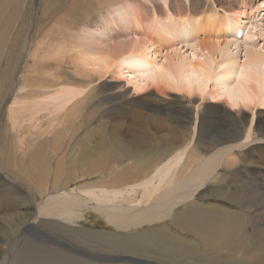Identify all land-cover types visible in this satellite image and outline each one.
I'll use <instances>...</instances> for the list:
<instances>
[{
	"label": "rangeland",
	"instance_id": "rangeland-1",
	"mask_svg": "<svg viewBox=\"0 0 264 264\" xmlns=\"http://www.w3.org/2000/svg\"><path fill=\"white\" fill-rule=\"evenodd\" d=\"M164 1L154 0L153 2V0H133V1L119 0V1H115L112 4L107 3L106 5H101L96 0H91V1L90 0H0V176L1 175L4 176L6 172L10 173L12 177L11 183L13 184L15 183V185H19V188H21L24 194H26L25 192L27 191L30 199L32 201L34 199L33 203H35V206L37 205L36 207L34 206L35 207L34 211L37 210L36 208H38V205L42 206L46 201H49L48 198L50 196H53L55 194L54 191L53 192L51 191L52 188H56L55 190L57 191V194L64 193L65 191L72 192L73 195L74 194L78 195V197L80 198L79 200L81 201L84 200L83 202H88L89 205L102 203L103 202L102 200L100 201L93 199L88 200L89 198H93V197H91L89 194L87 195V193L83 194L84 191H80V189H85L87 185L89 186L92 184L93 185L98 184L99 186L103 185L104 182H106L105 179H107L106 175L108 174H110L113 177H118L119 178L118 181H120L121 178H126L128 175L133 174V172L137 168L144 169V171L140 173L145 172L144 175L148 174L152 171L155 165L163 163L166 160L167 156H169V154H165L161 145L157 146L158 149L156 148V146H151L148 148L146 147L149 151L144 150L145 152L142 153L140 149L136 148L131 143L128 145L120 146V144L117 142L119 137H117V135L114 133L115 130L113 126L121 123L123 124L126 122L130 123V121L134 119L133 114H136L137 112L147 113L149 111H156V113H158L157 118L159 120H162L167 127L169 126L173 129H178V130L181 127L180 125L181 123L188 124L187 123L188 121L189 122L192 121V119L191 120L185 119L186 114H189L190 116H194V115L197 116V124L195 127L196 129L192 130L191 128H189V130H186L185 134L184 133H182V135L180 134L183 139L184 138L187 139L189 137L187 142H189L188 153L189 155H191L190 158H192V162L190 165L191 167L193 166L195 168L198 167L200 164H202L203 160L208 157L209 159L210 158L212 159L213 157L215 159H218L217 157L221 155L224 151H226V149H228L229 147H233L237 144H246V146L234 147V149L231 150V153H229L230 151L228 150L227 156L233 158V160H235V163L231 166H230L231 163L225 165H218L215 166L212 170H210L208 175H212L213 180H209L202 186H199L198 190L195 192L194 196L190 200H187L181 204H176L170 207L169 208L170 213L165 216H161L155 220L142 222L140 225L137 226L130 225L129 227L126 228H118L115 223L108 220V217L111 215L110 213L104 212L105 208L98 211L95 210L94 208L93 209L84 208L82 210H78L80 214H78V217L75 221L76 223L74 222V224L65 222L63 217L60 215L63 214V212L61 213V211L56 208L54 209V211L52 209L51 210L52 212L49 211L47 213H44L43 215L39 214L40 216L36 220V226L40 227L39 229L41 230L37 229L39 230L38 232L33 231V233H29V232L23 233L22 237L19 239L17 243L13 256V262L9 263L7 260H4L5 257L2 256L0 258V261H2V263L0 262V264H136L132 262H128V263L111 262L110 257H113L112 254L134 255L137 258L145 261V264L146 263L149 264H157V263L158 264H163V263L164 264H168V263L169 264H237L236 261L226 262L223 261L222 259L218 260L216 258L210 257L209 246H207V242H205L203 238L197 236L195 229L192 226L186 224L180 225L179 223H177L175 214L176 215L178 214L179 218L192 219L198 222L202 219L207 220L209 218H212L218 224L223 223V225H225L228 222L229 224L235 223L236 227L239 229V232L241 234L240 236L242 237L249 234L253 229L252 222L250 221L248 215L244 213V208H242L243 205L235 203L234 201L232 202L228 198L223 196L221 197L220 195L224 194L223 192H225L226 189L230 188L229 184L233 183V177L235 176L236 173L237 174L240 173V177L246 179V181L249 182V184L253 183L254 185L255 182L257 181V183L262 184L264 186V169H263L264 164L257 162L261 156L253 157V160L255 159L256 160L251 163H249L246 160L247 159L246 151L248 150V148L257 147L262 149L261 146H264L263 144L264 137L258 136L259 137L258 138L257 135L253 134V136L251 135L247 139L248 141L244 140V138L241 140H236L234 138L235 140L226 143V141H224V138H222L223 133L225 130L230 129L231 131L232 129L231 126L237 123L236 118L235 117L233 118V115L231 114L229 115L227 114L228 115L227 116L225 115L226 113L224 114L222 112H215L214 110H209V106L212 105L210 101L213 103V105L224 104V99L219 97L213 98L211 97L212 95L209 93L210 90H213L214 87V83H215L214 77L216 75L217 77L219 76L220 68L217 66L219 62L222 60L221 58L224 59L226 57L232 56L239 63L243 59L242 53H246L248 47L251 48L249 51L251 50L259 51V48L262 51L261 47L264 45V9L263 7H261L260 2L263 0H242V2L240 0H217V1L199 0L201 3L199 9L194 8L197 5L196 0H187V1L177 0V1H172L169 4V6H171V9H173L170 11L169 14L173 16L178 14L183 15L185 13L189 14V16H191L190 18H194L193 16L196 15L200 16L199 18L202 20L203 24L205 25L204 26L205 30L203 28L202 34L199 33L197 37L198 40L197 42H199V40L208 41L211 32L210 29L212 28L214 29L212 32L214 31L215 32L213 34L211 33V35H213L212 36L213 38H211V41L209 39V42H213V40L216 41L218 40L217 43L220 42L219 43L220 46L223 47V52H222L223 55L222 54L218 55L217 53L215 54V57L213 56V58L216 60L215 62V60L213 59L215 63L213 62L214 65L212 64V68H213L212 72L214 73L213 74L214 77H212L211 81L208 82V85L205 89L206 91H204L203 95H201L200 93L197 94L194 93L192 95H188L184 91L182 92L176 88H171L168 86H164V87L162 86L163 88L160 87L161 92H157V90L154 89V87L137 91L133 89L131 83H127V80L124 76L126 75V73L124 75H120L116 71L119 65L120 56L122 57L125 54L128 45L129 46L132 45V40L133 42L134 40L136 41V39L134 38H136L137 35L139 37L142 35L140 39L137 37L139 41H143L142 38L144 39V37L146 39V35H147V39L149 38L148 36L150 33V28H148V26L150 27L151 23L153 25L156 24L158 25V26L157 25L154 26L153 29H155L156 31L155 34L156 33L158 34V32H159L158 35L161 34V36L159 37L160 40L159 39L157 40L160 41L161 43L160 47L163 46V49L169 50L173 46L183 45L178 40L174 39V34H173L174 32L172 31V29H170V26L169 28L164 26V24L166 25L167 23L168 25H171L172 24L171 22L174 21L173 19H166L167 21H165L164 19L165 12L162 11ZM169 1L167 0L166 3H169ZM68 3H70V5L72 3H78V6H82L87 10L90 9L89 10L90 14L88 13V15L85 17V19L87 18V20L90 21L88 22L87 20L83 21L85 22V24L82 22V24L80 25L69 24L67 22V17H66V8L68 9L69 7ZM85 3L88 6L85 5ZM244 4H246L247 6L248 5L251 6L250 8L249 6L245 8L246 11H248V15H250L251 13L250 11L251 8L255 9V7L257 6L259 7L256 8L257 11L255 13V17L249 19L250 21L244 30V35L242 36V32L240 30L239 31L241 32V35H237L236 33L237 39L234 38L233 33H226L222 35V31L225 30V28H222L224 26L223 23L225 22L224 18H226V16L229 15V13L231 15L233 11L235 12L236 10L238 11L241 10ZM122 5L125 7L124 10H126L128 5L131 6V10L129 12L130 14H132L133 16L132 18L138 16V18L140 19V20L138 19L136 20L138 22L137 26L136 27L131 26L135 24V21L132 18L130 19V21L128 20V18L127 19L120 18L122 22L120 21L119 22L125 23L127 26H129L130 29L129 28L125 30L117 29L115 32L116 34H114L115 36L114 35L105 36V34L103 35L101 33L103 29L102 28L103 24L105 23L106 20L109 19L112 20V18L115 15V11L117 10V8H122L120 7ZM175 5H177L178 7L175 8ZM166 7L168 8V4H166ZM119 10L120 12L122 11L121 9ZM224 10H226V12ZM100 12H102V14ZM212 15H214V17ZM207 16L210 18H208ZM254 18H257V20H255ZM204 19H207L208 22ZM211 19L213 21V24L211 22ZM205 21L207 22V25L205 24L206 23ZM138 24L142 26H138ZM248 25L250 29L248 28ZM159 26L162 28H159ZM81 28L82 29L84 28V30H82ZM160 29H162L161 31L163 32L160 33ZM60 30H62L64 33ZM250 30L252 31L255 30V33ZM171 31L173 33L170 34L169 32ZM258 31L261 32V34L260 33L257 34ZM143 32L145 33V35ZM217 32L220 33L222 37H220V34L217 35L218 36L217 37L216 36V34H218ZM205 33H208L209 35ZM250 33L251 35L255 34L256 38L254 37V35L250 36L249 35ZM132 34L134 37L132 36ZM157 34L155 37L158 36ZM89 36H91V38ZM97 36L98 39L96 38ZM169 37H171L172 39ZM248 37L251 38L249 39ZM88 38H90V40ZM94 38L99 42L94 41ZM244 38H246V40H244ZM251 39L255 41L253 45L251 43L252 42ZM69 40L73 41L74 43L73 42L71 43V41ZM78 40L80 42H77ZM87 40H89V42ZM228 40L229 41L231 40L230 43L227 42ZM248 40H250L251 42ZM256 40L258 41L256 42ZM113 41L114 42L116 41L115 45H113L114 44ZM129 41L131 42V44L128 43ZM234 41H236L237 43H234ZM87 42L88 44H86ZM91 42H93V44L96 45V47ZM121 42L123 43V45L122 44L120 45ZM138 42L136 41V43ZM97 43L100 44L98 45ZM213 43H215V41ZM223 43L226 44L227 47ZM255 43L256 44L260 43V44H258L259 45L258 46ZM72 45L74 46V48ZM82 45H84L85 47ZM116 45H118V48L116 47ZM157 45L159 44L157 43ZM50 46L54 47L52 48L53 51L52 49H50L51 48ZM104 46L106 47L104 48ZM169 46L170 48H168ZM40 47L42 48V50ZM189 47L190 46L184 45L182 46L181 49L189 50ZM234 48H236V50ZM37 50L39 52H37ZM57 50L60 51L59 55H61V58L62 56L64 58L63 61L64 73L67 77H65L63 83L75 85L80 88H85L83 89V93L77 98L78 102L76 103V105H74L73 108L67 113V115L69 114L68 115L69 117L66 120L67 122L65 121L63 123L64 124L63 128H61V126H58L57 134H55V132H52L50 134L47 133L46 136V133H43L42 129L47 124L46 123L48 116L47 112L42 111L37 115H34L33 117L34 119L32 120L31 119L32 116L28 115V113H23L24 112L23 111L22 114L20 113L21 118L19 117L18 119L19 121L18 125L13 127L12 120L10 118L11 110L8 109V106L10 105L11 102L10 100H14V97L16 96L21 100L24 98H26V100L30 98V96L27 95L25 96L24 90H20L18 92L16 90L19 89V87H21L22 85H25L24 77L27 76L29 73H31L32 70L35 69L34 74L37 75V77H40V75L37 74L38 69L35 68L36 67L35 63H38L39 61H41L39 63H43V62L52 63L53 58L51 59V56H53L55 52H57ZM96 50H98V52ZM227 50H229L230 54L228 52L227 53L225 52ZM76 51L83 53L90 52L93 54L96 53L102 54L110 51V55H111V64L109 66L110 68L108 67L104 69L105 68L104 67L103 68L104 70L102 69L94 70L91 68L89 61L86 62L83 61V63L76 61L75 63H73L72 60H74V58L81 56V55H77ZM235 51L238 52L237 54L238 56L235 55ZM47 53H49L50 55ZM157 54L158 53H156V55ZM34 55L35 56L37 55L39 57L36 58L34 57ZM236 57H238V59ZM116 60L118 63H116ZM113 61L114 64L112 63ZM75 64L76 65L79 64L78 66L80 67L84 65L83 68L79 70L81 71L80 73H78L77 68H75ZM54 70H55V65L52 66L51 69H49V71L51 72ZM98 71H100L99 73L102 76V78L100 80L95 81L94 78L98 77L97 74ZM123 72H125V70H123ZM27 90L29 91V87ZM11 91L17 93L16 96L15 93L13 94V96H11L12 95ZM113 92L116 93L113 94ZM37 93L40 92H38L37 90L36 94ZM124 102H126L127 104ZM181 110L183 111L187 110L186 114ZM246 111L248 113V120H250V118L252 117L250 114L251 111L248 108H246ZM262 113L264 114V106H260V105L257 106V108H255L253 113L254 121L257 119L258 114H262ZM202 115H204V117ZM216 117L217 120H215ZM191 125L192 123H190V127ZM199 125L201 127H199ZM224 125L228 127L224 128ZM39 132L43 135L39 134ZM217 132L219 135L217 134ZM34 133L36 134L34 135ZM23 135L25 139L28 140V142L31 140L30 142L32 143V145H34L35 149L37 150L35 156L33 155L31 156V152L34 150L33 146H32L33 150L32 148L29 149L25 147L26 149L24 148L17 151V149L15 148V145L18 144L19 139L22 138ZM56 135H58L61 138V140L63 139L61 144V146L63 145L61 147L62 150L60 149L61 151H59V153L52 152L54 142H51V140H53L54 136L56 137ZM203 137L205 138L203 139ZM127 148L131 149V153H128ZM235 152L237 153L235 154ZM63 153H64V159L61 166L62 171H60V173L56 176V167L58 164L57 162H59V160L61 159V155ZM73 153L75 154L73 155ZM262 155H264V153ZM40 161H44V163L42 162L43 164L39 165ZM100 162L101 163L103 162V164H101ZM245 167L252 169L250 170L253 171L252 176L249 174V172L246 171ZM3 173L5 174L3 175ZM173 173L177 174L179 180L186 178L184 174L185 171L180 166V164L174 167ZM203 173H196V175L199 176ZM4 177L0 178L1 185L4 184L5 182ZM138 178L139 176L136 177L135 180H137ZM71 188L74 189L72 190ZM213 190L214 192H212ZM99 191L100 190L96 189V194L100 195ZM147 191L149 192L150 190ZM147 191H145V194L148 193ZM161 191H162L161 188H159L156 192H153L148 197L149 201L145 202L144 204L141 203L140 206L147 205L148 207L151 208L153 207V209L157 208L159 210H162L163 207H160L159 205L164 202V200L161 198V194H162ZM143 192L144 191L142 187L137 186L135 187V191L132 192V194H129V196L127 194H123L117 199H113L114 201L112 200L111 203L115 205L121 204L123 206H127L128 203L134 202L133 205H135L136 200L141 198ZM2 194L3 192H0V195ZM6 194L7 193H4L3 196H5ZM174 194H176V192H174L173 195ZM8 198L6 197L5 200H7ZM145 198L147 199V197ZM110 199L112 198H109V200ZM4 204L6 205V203ZM132 208H135V206H132ZM177 211H179V213ZM46 214L48 215L46 216ZM132 214L135 215L136 210L127 214V217ZM67 225H69L70 227L74 226L76 227V229L79 230L84 229V231L82 234H70L68 233L67 230L64 229L68 227ZM198 225L200 224L198 223ZM46 231L52 232L54 234L53 236L54 238H47ZM65 237L67 238L66 241H65ZM58 240H62L61 244L63 243L62 245H64L65 248H68L69 250L70 248H74L73 247L74 245L78 244L82 247V249L86 250L85 253L87 254L85 255L88 254H90L91 256L101 255L102 257H105L107 260L102 262H97L89 257L74 254L68 251L67 249H63L59 247ZM72 242L74 243V245L72 244ZM208 244H209V240H208ZM80 251L82 252V250Z\"/></svg>",
	"mask_w": 264,
	"mask_h": 264
},
{
	"label": "bare ground",
	"instance_id": "bare-ground-1",
	"mask_svg": "<svg viewBox=\"0 0 264 264\" xmlns=\"http://www.w3.org/2000/svg\"><path fill=\"white\" fill-rule=\"evenodd\" d=\"M96 1L101 5H106L107 3L112 4L115 1H119V0H96ZM157 1H159V0H157ZM166 1L167 0H165L163 2V7H162V11L165 12L164 19H165V21H167L166 19H173L174 21L171 22L172 23L171 25H168V23H167L166 25L164 24V26H166L168 28L170 26V29H172V31L174 33L172 31L169 33L170 34L173 33L174 39L178 40L183 45L173 46L172 48H170V46H169L168 47V48H170L169 50L163 49V46L160 47L161 43H160V41H157V40L159 39L161 34L158 35L159 34V32H158V34L156 33L158 36L155 37L156 31H155V29H153V27L156 26L157 24L153 25L151 23L150 27L147 25L148 28H150V33L148 36L149 38L147 39V35H146L147 40L144 37V39L142 38L143 41H139V39L142 37V35L140 37L137 35L136 38H134V39H136V41L137 42L139 41V42L136 43L135 40H134V42L132 40V45L127 46L126 52L123 50L125 52V54L122 57L120 56L118 68L117 69L115 67L114 68L116 69L117 73L120 75H124L126 73V75H124V76L127 80V83H131L133 89L137 90V91L138 90H145L147 88L154 87V89H156L157 92H161L160 87L168 86L171 88H176L182 92L184 91L188 95H192L194 93H196V94L200 93L201 95H203L204 91H206L205 89L208 85V82L211 81L212 77H214L213 76L214 73L212 72V69H213L212 64H213L215 59L213 58V56L215 57V54H217V53H218V55H221L223 52V47L220 46V44H219L220 42L217 43L218 40L217 41L213 40V42L215 41V43L209 42V39L211 41V38H213L212 37L213 35H211V33L213 34L215 32V31L212 32L214 30L212 28H211L212 30L210 29V31H211L210 35L208 33H205V34L210 36L208 38V41L199 40V42H197L198 41L197 37H198L199 33L202 34L203 28L205 26L203 24L202 20L199 18L200 16L196 15V16H193L194 18H190L191 16H189V14H187V13H185L183 15L178 14V15L173 16V15L169 14L170 11L173 10V9H171V6H169V4L172 1H177V0H170V1L168 0L169 3H166ZM196 1H197V5L194 8L199 9L201 6V3L199 0H196ZM240 1L242 2V0H240ZM153 2H154V0H153ZM68 4H69V7H68V9L66 8V17H67V22L69 24L80 25V24H82L83 21L87 20V18L85 19V17L88 15L90 9L87 10L82 6H78V3H72L71 5H70V3H68ZM91 4H89V5H91ZM166 4H168V8L166 7ZM85 5H87V4L85 3ZM260 5L264 9V0L260 2ZM149 6H150V4H149ZM248 6H249V8L251 7L250 5H248ZM248 6L246 4H244L242 6L241 10H239V11L236 10L235 12L231 11L232 12L231 15H230V13H229V15H227L225 13L227 16L224 14L226 16V18L223 17L225 19V22L223 21L224 26L222 28H225V30L222 31V35H224L226 33H233L234 38L237 39L236 33H238L239 30L242 32V36L244 35V30L250 21L249 19L255 17V13L257 11L256 8H259L258 6L255 7V9L251 8V10H250L251 13H250V15H248V11H246V9H245ZM120 7H122V8H117V10L115 11V15L112 18V20H110V19H109L110 21L106 20L105 23L103 24L102 31L100 29V31L103 35L104 34H105V36L106 35H114V34H116L115 32L117 29H124L125 30V29L129 28V26H127L125 23H120V22H122V20L120 18H122V19L128 18V20L130 21V19L133 17L132 14H130V12H129L131 10V6L128 5L126 10H124L125 7L123 5ZM177 7L178 6L175 5V8H177ZM228 7H230V6H228ZM181 8H182V6H181ZM119 9H121L122 11L120 12ZM183 10H185V9H183ZM224 11L226 12V10H224ZM215 12H216V10H215ZM100 13L102 14V12H100ZM214 15H212V16L214 17ZM135 17L132 18L135 21V24L131 25L133 27L137 26L138 22L136 20L137 19L140 20L138 18V16H135ZM213 17H212V19H213ZM208 18H210V17H208ZM92 19H95V18H92ZM212 19H211V22L213 24ZM254 19L257 20V18H254ZM262 19H263V17H262ZM204 20L207 21V19H204ZM221 20H222V18H221ZM88 21H90V20H87V22ZM56 22H58V21H56ZM207 22L205 23L206 25H207ZM220 22H222V21H220ZM83 23L85 24V22H83ZM92 23H95V22H92ZM156 23H157V21H156ZM144 25H146V24H144ZM250 25H251V23H250ZM260 25H262V24H260ZM138 26H142V25L138 24ZM57 27H59V26H57ZM159 28H162V27L159 26ZM248 28H249V25H248ZM52 29H54V28H52ZM254 29H256V28H254ZM82 30H84V28ZM161 30L162 29H160V33L163 32ZM204 30H205V28H204ZM208 30H209V28H208ZM60 31H62V30H60ZM89 31H90V29H89ZM96 31H98V30H96ZM250 31H252V30H250ZM259 31L257 34H259V33L261 34V32H259ZM204 32H206V31H204ZM252 32L255 33V30ZM63 33H61V34H63ZM145 33H144V35H145ZM97 34H98V32H97ZM133 34H132V36H133ZM136 34H137V31H136ZM139 34H141V33H139ZM219 34L220 33L216 34V36ZM167 35H168V33H167ZM249 35L250 36L254 35V37H255V34L251 35V33H250ZM98 36L96 37L97 39H98ZM62 37H63V35H62ZM67 37H68V35H67ZM89 37L91 38V36H89ZM167 37H165V38H167ZM205 37H207V36H205ZM220 37H222L221 34H220ZM90 38H88V39L90 40ZM169 38H171V37H169ZM255 38H253V39H255ZM116 39H118V38H116ZM205 39H207V38H205ZM89 40H87V41L89 42ZM244 40H246V38H244ZM69 41H71V40H69ZM94 41H98V40H95V38H94ZM230 41L228 40L227 42L230 43ZM248 41H250V40H248ZM257 41L258 40H256V42ZM72 42L73 41H71V43ZM77 42H80V41L78 40ZM88 42L86 44H88ZM115 42L113 41L114 44L113 43L112 44L115 45ZM122 42L120 43V45L121 44L123 45ZM173 42H175V41H173ZM254 42L255 41L252 40V42H251L252 45L254 44ZM91 43L93 44V42H91ZM128 43L131 44L130 41ZM157 43L159 45H157ZM234 43H237V42L234 41ZM97 44L99 45L100 43H97ZM109 44H108V46H109ZM258 44H260V43H257L256 45H258ZM65 45H67V44H65ZM184 45L190 46L189 50H187V49L182 50L181 48ZM224 45L226 46V44H224ZM82 46H84V45H82ZM94 46L96 47V45H94ZM108 46H107V48H108ZM245 46H246V44H245ZM105 47L106 46H104V48ZM116 47L118 48V45H116ZM52 48H54V47H51L50 49H52ZM64 48H66V47H64ZM73 48H74V46H73ZM234 49L236 50V48H234ZM237 49H239V48H237ZM247 49L248 50H246V53H242L243 59L241 57L242 60L239 63L232 56L226 57L224 59L221 58L222 60L219 62L218 66H217L220 68L219 69L220 70L219 76L217 77V75H216L214 77V79H215L214 87H213V90H210V93H209L212 95L211 97H213V98L219 97V98L224 99V104H222V105L221 104H214L213 105V103L210 101V103L212 105L209 106V110H214L215 112H222L224 114L226 113L225 115L231 114V115H233V118L234 117L236 118L237 123H235L233 126H231V128L233 129L234 132L232 131V129H231V131L229 129V130H225L223 133L222 138H224V141H226V143H228L229 141L235 140V139L241 140L244 138V140H247L251 135L253 136V134L257 135V137L258 136L264 137V114L263 113L258 114V117L256 116L257 119L255 121L253 118V113H254L255 108H257V106H259V105L264 106V45L261 47L263 52L260 50V48H259V51H253V50L249 51L251 49L249 47ZM41 50H42V48H41ZM48 51H49V49H48ZM52 51H53V49H52ZM96 51L98 52V50H96ZM37 52H39V51L37 50ZM37 52H36V54H37ZM59 52L60 51L57 50V52H55V54L53 53L54 55L51 56V59L53 58L52 63H49L48 61H46L48 63H44L43 61H42L43 63H39L41 61H39L38 63H35V66H36L35 68L38 69L37 74L40 75V77H37V75L34 74L35 69L32 70L31 73H29L27 76L24 77V80H25L24 84L25 85H22L16 91L18 92L20 90H24L25 96L26 95L30 96V98H28L27 100H26V98L21 100L16 96L17 93L11 91L12 92L11 96H13L14 93L16 96V97H14V100H10L11 101L10 105L8 104L9 105L8 109L11 110L10 118L12 120V124H13L12 126L13 127L18 125V123H19L18 119H19V117L21 118L20 113L22 114L23 111H24L23 113H28V115L32 116L31 117L32 120L34 119L33 118L34 115H37L38 113H40L42 111H45L48 114L47 122H46L47 124L42 130H43V133H46V136H47V133L50 134L52 132H55V134H57L58 126H61V128H63V125H64L63 123L69 117L68 116L69 114L67 115V113L73 108L74 105H76V103L78 102L77 98L83 93V89H85V88H80V87L75 86V85L63 83L65 77H67V76L64 73V65H63L64 58H63V56L61 58V55H59ZM225 52L226 53L228 52L230 54L229 50H227ZM150 53H152V54H150ZM156 53H158V54L156 55ZM33 54H34V52H33ZM43 54H46V53H43ZM47 54H49V53H47ZM237 54H238V52L235 51V55H237ZM77 55H81V56L80 57L76 56L77 58H74V60H72L73 63H75L76 61H79L81 63H83V61L84 62L89 61L91 68L94 70L95 69L104 70V69L108 68L111 64L110 51H108L106 53H102V54H97V53L93 54L90 52L89 53H83V52L78 51ZM34 57L37 58L39 56L34 55ZM236 58L238 59V57H236ZM215 62H216V60H215ZM112 63L114 64V61ZM116 63H118L117 60H116ZM54 65H55V70L52 72L49 71V69H51L52 66H54ZM78 65L75 64V68H77L78 73H80L81 71H79V70H81L84 65L82 67H80ZM111 69H110V71H111ZM123 70H125V72H123ZM99 72L100 71H98V73H97L98 77L94 78L95 81L100 80L102 78V76L100 75ZM108 73H109V71H108ZM117 73H115V74H117ZM88 76H91V75H88ZM160 84H162V85H160ZM28 87H29V91L27 90ZM119 88H121V87H119ZM115 89H117V88H115ZM37 90L40 93L36 94ZM139 92H141V91H139ZM103 93H105V92H103ZM114 93H116V92H113V94ZM124 103H126V102H124ZM166 103H168V102H166ZM123 107H124V105H123ZM246 108H248L251 111L250 114L252 117L250 118V120H248V113L246 111ZM258 109H260V108H258ZM202 110H204V109H202ZM181 111H183V110H181ZM183 112L186 114L187 110L183 111ZM77 113H78V111H77ZM157 115H158V113H156V111H149L147 113L146 112L145 113H138L137 112L136 114H133L134 119H132L130 121V123L126 122L123 124L121 123L122 125L118 124V125L113 126V128L115 130L114 133L117 135V137H119L117 142L120 144V146L121 145H128L131 143L136 148L140 149L142 153H144L145 152L144 150L149 151L147 149L148 147L156 146V148H157V146L161 145L165 154H169V156H167L166 160L163 163L155 165L153 167L152 171L148 174L144 175L145 172L140 173V172L144 171V169H142V168L138 169L137 168V169H135L133 174L128 175L126 178H121V180H120L121 182L118 181L119 180L118 177H113L110 174H108V175H106V178H107V179H105L106 182H104L103 185L99 186L98 184H95V185L92 184L89 186L87 185L86 188L84 187L85 189H80V191H84L83 194L87 193V195L89 194L91 197H93V198H89L88 200H91V199L98 200V201L102 200L103 201L102 203H97L95 205H89L88 202H83L84 200H82V201L79 200L80 198L78 197V195H76V194L73 195L72 192L65 191L64 193H58L59 194L58 195L57 191L55 190L56 188H52L51 191L55 192V194H54L55 196L54 195L50 196L48 198L49 201H46L42 206L38 205V208H36L37 210L35 209L36 211H34V208L37 206V205L35 206V203H33L34 199H33V201L30 199L27 191L25 192L26 194H24L22 192L21 188H19V185H15V183L14 184L11 183L12 177H11L10 173H8V172H6V174L3 173V175L5 174L4 175L5 177L1 175L2 177L0 176V178L4 177L5 182L2 185L0 184V192H3V194L4 193H7V194L5 196H3V194L0 195V258L3 256V257H5L4 260H7L9 263L13 262V256H14V252H15L17 243H18L19 239L22 237L23 233H25V232L33 233V231L38 232L39 230H41V229H39L40 227L36 226V220L39 218V216H40L39 214L43 215L44 213H47V212L51 211L52 209L54 211L55 208L59 209L61 211V213L63 212V214H60V215L63 217L65 222L73 223V224L76 221L78 214H80V212L78 210H82L84 208H87V209L88 208H92V209L94 208L95 210L98 211V210L105 208L104 212L110 213V215H111L108 217V220L115 223L118 228H126V227H129L130 225L137 226V225H140L142 222L155 220L161 216H165V215L170 213V210H169L170 207H172L176 204H181L187 200H190L194 196L195 192L198 190L199 186H202L203 184H205L209 180H213V176L208 175V174H209V171L212 170L215 166L225 165V164H230V163H231L230 164V166H231L235 163V160H233V158L227 156L228 150L230 151L229 153H231V150H233L234 147H241V146L245 147L246 146V144H237L233 147H229L228 149H226V151H224L221 155H219L217 157L218 159H215L214 157L212 159L211 158L209 159V157H208V158L204 159L202 164H200L198 167H196V168L194 166L191 167L190 165L192 162V158H190L191 155H189V153H188L189 142H187L189 137L187 139H185V138L183 139L181 137V135H182V133L185 134L186 130H189V128H191L192 130L196 129L195 127L197 124V116L196 115L190 116L189 114H186L185 119H187V120L192 119V121H190V122L188 121L187 122L188 124H183L180 122L181 127L178 130V129H173L169 126L167 127L166 124H164V122L162 120H159L157 118ZM200 116H201V114H200ZM202 116L204 117V115H202ZM222 116H223V114H222ZM165 119H166V117H165ZM220 119H218V120H220ZM201 120H199V121H201ZM215 120H217V117L215 118ZM21 121H22V119H21ZM253 121H254L255 125H254ZM23 122H24V119H23ZM69 122H71V121H69ZM77 123H79V122H77ZM190 123H192L191 127H190ZM201 124H203V123H201ZM200 125H199V127H201ZM212 126H213V124H212ZM227 127L228 126L224 125V128H227ZM34 128H36V127H34ZM39 130H41V129H39ZM180 130H181V132H180ZM220 131H221V129H220ZM35 134L36 133H34V135ZM39 134H41V133L39 132ZM217 134H218V132H217ZM41 135H43V134H41ZM30 138H31V136H30ZM204 138L205 137H203V139ZM206 138H208V137H206ZM54 139H53L54 141L51 140V142H54L52 152L59 153V151L62 150L61 147L63 145L61 146V144H62L63 139L61 140V138L58 135H56V137L54 136ZM25 140L26 139L23 135L22 138L19 139L18 144L15 145V148L18 151L20 149H24L25 147L31 149L33 146L34 150L32 148L33 151L31 152V156L32 155L35 156V154L37 153V150L35 149L34 145H32V143L30 142L31 140L29 142H28V140H26L27 142ZM208 140H210V139H208ZM191 141H192V139H191ZM33 144H35V143H33ZM211 144H212V142H211ZM110 146H109V148H110ZM81 147H82V145H81ZM102 147H103V145H102ZM261 148L262 149L257 148V147L256 148H250L249 147L248 150L246 151V155H247L246 160L249 163H251V162H254L256 160V159L253 160V157L261 156L257 162L264 164V155H262L264 153V146H261ZM90 149H91V147H90ZM81 150H82V148H81ZM98 151H99V149H98ZM127 151H128V153H131V149L127 148ZM84 152H85V150H84ZM132 152H133V149H132ZM236 153L237 152H235V154ZM74 154L75 153H73V155ZM78 155H79V153H78ZM82 155H83V153H82ZM103 155H105V154H103ZM126 155H128V154H126ZM94 156H95V154H94ZM71 157H72V155H71ZM63 159H64V153L61 155V159L59 160V162H57L58 164L56 167V176L60 173V171H62L61 166H62ZM42 162L44 163V161H40L39 165H42L43 164ZM101 164H103V162ZM178 164H180V166L185 171L184 174H185L186 178L179 180L177 177V174L173 173L174 167ZM227 166H229V165H227ZM107 168H110V167H107ZM83 169H84V167H83ZM85 169H87V168H85ZM245 169L247 172H249V174L251 176L253 175V171H250V170H252L251 168L245 167ZM80 171H83V170H80ZM196 173H203V174L197 176ZM236 174L233 177V183L229 184L230 188L226 189L225 192L221 191L224 194H221L220 196L226 197L229 200H231L232 202L234 201L235 203L243 205L242 208H244V213H246L248 215V217H249V219L253 225L252 226L253 229L249 234L242 237V236H240L241 234L239 232V229L236 227L235 223L229 224V222L226 221L228 223L227 224L224 223L225 225H223V223L218 224L212 218H209L207 220L202 219L198 222V221H195L192 219L179 218L178 214L177 215L175 214L176 222L179 223L180 225L186 224V225L192 226L195 229L197 236L203 238L204 241L207 242V246H209V255L212 258H216L218 260L222 259L223 261H226V262L236 261L237 264H264V186L262 184L257 183V181L255 182L254 185H253V183L249 184V182H247L246 179H244L243 177H240V173L237 175ZM138 176H139V178L137 180H135V178ZM124 177H125V175H124ZM137 181H140V182H137ZM255 185H257V186H255ZM105 186H107V187H105ZM137 186H141L144 192H143L141 198L136 200L135 205H133L134 202L128 203L127 206H123L121 204L115 205V204L111 203L113 199H117L118 197H120L123 194H127L129 196V194H132V192L135 191V187H137ZM81 187H83V186H81ZM210 187H212V186H210ZM159 188H161V190H162L161 191V193H162L161 198L164 200V202L162 204H159L160 207H163L162 210H159L157 208L153 209V207L151 208V207H148L147 205L146 206H144V205L140 206L141 203L144 204L145 202L149 201L148 197L153 192H156ZM96 189L100 190L99 191L100 195L96 194ZM147 190H150V191L148 192ZM203 190H205V189H203ZM145 191H147L148 193L145 194ZM174 192H176V194L173 195ZM212 192H214V190ZM6 197L7 198L9 197V198L7 200H5ZM145 197H147V199ZM109 198H112V199L109 200ZM88 200H86V201H88ZM4 203H6V205ZM132 206H135V208H132ZM134 210H136V214L135 215L132 214V215L127 217V214L133 212ZM237 210H238V208H237ZM177 212L179 213V211H177ZM223 212H226V211H223ZM47 215L48 214H46V216ZM180 215H182V214H180ZM105 216H106V214H105ZM224 222H225V220H224ZM198 223L200 225H198ZM40 226H41V224H40ZM67 226L68 227H66L64 229L67 230L68 233H70V234H82L84 231V229L79 230V229H76V227H74V226H72V227H70L69 225H67ZM37 229H39V230H37ZM46 236H47V238H54L53 237L54 234L50 231H48V232L46 231ZM47 238H46V240H47ZM66 239L67 238L65 237V241H66ZM68 240H69V237H68ZM208 240H209V244H208ZM61 241L62 240H58V243H61ZM70 242H71V240H70ZM72 244L74 245L73 242H72ZM73 247H74L73 249L77 248V249H79V251L82 250V252L86 251V250L82 249V247L78 244L74 245ZM173 247H175V246H173ZM158 253H159V251H158ZM170 254H171V252H170ZM112 255H115V254H112ZM116 255H119V254H116ZM157 261H156V263H157ZM0 262L2 263V261H0Z\"/></svg>",
	"mask_w": 264,
	"mask_h": 264
},
{
	"label": "water",
	"instance_id": "water-1",
	"mask_svg": "<svg viewBox=\"0 0 264 264\" xmlns=\"http://www.w3.org/2000/svg\"><path fill=\"white\" fill-rule=\"evenodd\" d=\"M59 247H61L63 249H67L68 251H70V252H72L74 254H77V255H80V256L89 257V258H91V259H93L94 261H97V262H102V261L107 260L105 257H102L101 255L100 256H91L90 254L85 255L87 253H85V252L81 253V251H79L78 249L76 250V249H73V248H70V250H69L68 248H65V246L62 245L61 243H59ZM110 258H111L110 259L111 262H118V263L132 262V263H136V264H145V261L137 258L134 255H113V257H110ZM110 260H108V261H110ZM146 264H149V263H146Z\"/></svg>",
	"mask_w": 264,
	"mask_h": 264
}]
</instances>
